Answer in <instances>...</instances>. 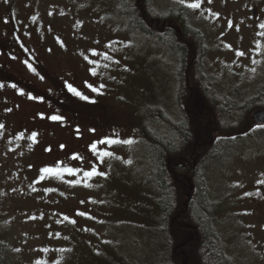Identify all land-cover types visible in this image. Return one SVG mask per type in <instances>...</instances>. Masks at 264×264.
Listing matches in <instances>:
<instances>
[{"label": "rangeland", "instance_id": "374dc122", "mask_svg": "<svg viewBox=\"0 0 264 264\" xmlns=\"http://www.w3.org/2000/svg\"><path fill=\"white\" fill-rule=\"evenodd\" d=\"M150 2L159 16L181 12L201 37L188 81L203 85L207 105L190 114L215 116L212 145L171 171L191 164L204 180L223 257L264 264V128L250 121L253 102L264 105V0ZM119 9V0H0V61L12 78L0 80V264L155 257L139 131L155 132L149 110L179 115L188 91L178 97L176 56ZM187 186L180 215L186 192L194 198Z\"/></svg>", "mask_w": 264, "mask_h": 264}, {"label": "trees", "instance_id": "16d2710c", "mask_svg": "<svg viewBox=\"0 0 264 264\" xmlns=\"http://www.w3.org/2000/svg\"><path fill=\"white\" fill-rule=\"evenodd\" d=\"M119 2L120 9L117 11L130 28L139 31L146 38L157 39L176 56L178 62L176 76L180 81L178 97L182 96L183 91H188L179 115L171 113L168 116L155 109L149 110L148 117L155 125V132L149 131L146 126L139 131L149 165L147 185L155 190L156 198L152 207L158 215L153 218L155 227L150 232V239L153 237L157 246L155 257L149 256L138 264H230L223 257L218 234L207 219L206 212L209 208L206 200L209 199L204 180L201 183L196 178L198 177L196 169L194 170L191 164L186 165V170L182 171L181 175L171 171L172 167H182L183 162L189 163L185 161L192 159V155L201 157V153L204 154L206 150L205 146L212 145L207 133L211 130L210 125L213 124L215 117L212 108L206 110L212 114L211 116L209 113L208 122L204 120V116L198 119L191 116L207 105L204 98L207 94L201 92L203 85L190 84L188 81V76L192 73L194 57L196 52H199L201 37L188 27V21L179 11L176 14L159 16L150 8V0H119ZM182 80H184L183 88ZM176 104L180 109V103ZM253 104L257 108L264 107L255 101ZM219 146H213L211 150L216 151ZM170 173L176 183L170 180ZM185 185H188L190 194L194 193V198L190 201L186 192L184 211L180 215L175 209V203L181 195H184ZM177 218H180L178 219L180 223ZM171 223L178 227H173ZM137 227L141 228L139 225ZM159 244L162 246L160 247ZM2 248L3 244L2 246L0 244V252L3 251Z\"/></svg>", "mask_w": 264, "mask_h": 264}, {"label": "water", "instance_id": "95a60500", "mask_svg": "<svg viewBox=\"0 0 264 264\" xmlns=\"http://www.w3.org/2000/svg\"><path fill=\"white\" fill-rule=\"evenodd\" d=\"M250 119L258 125H264V109H257L251 113Z\"/></svg>", "mask_w": 264, "mask_h": 264}, {"label": "flooded vegetation", "instance_id": "af4514ba", "mask_svg": "<svg viewBox=\"0 0 264 264\" xmlns=\"http://www.w3.org/2000/svg\"><path fill=\"white\" fill-rule=\"evenodd\" d=\"M255 13H256V11H255ZM254 16H256V14H255ZM4 42H5L4 40L1 41V43H3V44H4ZM3 49L5 50L6 47L1 46V48H0V52H2ZM1 64H2V63H1V61H0V65H1ZM4 72H5V71H4V69H2V65H1V67H0V80L3 81L4 83L6 82L7 79H11V80H12L11 76L8 75V74H5ZM2 79H4V80H2ZM213 144H217V143L213 142ZM261 192H262V195L264 196V191H263L262 189H261Z\"/></svg>", "mask_w": 264, "mask_h": 264}, {"label": "snow or ice", "instance_id": "6c2138e0", "mask_svg": "<svg viewBox=\"0 0 264 264\" xmlns=\"http://www.w3.org/2000/svg\"><path fill=\"white\" fill-rule=\"evenodd\" d=\"M209 2H211V0H209ZM188 7L197 8V7H199V5L198 4H189ZM93 54H95V53H93ZM237 55H242V53H237ZM33 140H35V137H33ZM129 143H131V142L129 141ZM45 171L47 172L50 170L46 169ZM88 175H91V173H89Z\"/></svg>", "mask_w": 264, "mask_h": 264}]
</instances>
